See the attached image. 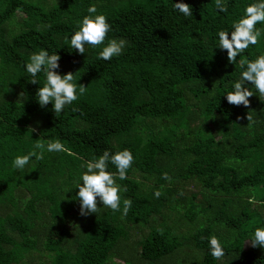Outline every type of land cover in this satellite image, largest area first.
<instances>
[{
  "label": "trees",
  "instance_id": "obj_1",
  "mask_svg": "<svg viewBox=\"0 0 264 264\" xmlns=\"http://www.w3.org/2000/svg\"><path fill=\"white\" fill-rule=\"evenodd\" d=\"M249 2L0 0V264H264V248L244 249L264 225V97L254 92L245 107L223 96L240 62L264 53V34L234 64L214 48L217 31ZM89 6L111 25L105 42H127L110 61L66 40ZM40 49L57 52L59 73L86 87L59 114L39 106V85L25 71ZM54 140L65 151L12 168L16 155ZM125 148L134 162L116 180L121 207L132 201L127 215L98 203L81 216L77 190L63 195L81 164ZM212 235L225 251L219 260L209 253Z\"/></svg>",
  "mask_w": 264,
  "mask_h": 264
},
{
  "label": "clouds",
  "instance_id": "obj_2",
  "mask_svg": "<svg viewBox=\"0 0 264 264\" xmlns=\"http://www.w3.org/2000/svg\"><path fill=\"white\" fill-rule=\"evenodd\" d=\"M173 8L184 17H192V8L189 4L176 2L173 3ZM217 9L218 12L226 11L219 3ZM257 25H264V0H251L245 4L242 14L232 22L230 29L217 31L214 48L226 52L228 63H236L238 57L250 46L257 45L259 38L264 34V28H258ZM110 30L111 25L107 22L106 16L98 14L95 6H89L87 14L81 16L75 30L66 37V40L71 49L78 54H85L86 46H89L98 49L97 59L110 61L122 54L127 43L122 38L109 39L105 42ZM59 60L57 52L50 53L47 49H40L30 54L24 66L25 71L32 77L30 82L39 85L35 93L37 103L42 108L51 104L55 114L61 113L65 106L77 101L86 90V87L74 81L72 73L63 75L59 73ZM240 69L238 77L230 82V90L223 96L229 104L247 107L248 98L253 96L254 92L264 97V53L241 61ZM38 74L43 75L42 85L36 79ZM247 120L251 121L252 117L247 115ZM34 148V151L16 155L11 162L12 168L23 170L33 158L42 160L46 152L65 151L64 145L59 140L36 143ZM133 162V154L126 148L115 152L104 150L99 156H94L81 164V171L74 186L66 190L63 195L65 196L70 190H77L73 200L79 202L81 216L96 214L100 208L97 206L98 203L113 212L127 215L132 201L124 198L121 207V187L117 184L116 177L118 174L119 180L126 179ZM109 165L114 166L115 173L108 170ZM163 178L169 179L167 174H164ZM160 194L159 191L154 192L157 198ZM246 241H249L253 248H264V225L255 227ZM207 244L209 253L214 259L219 260L225 255L222 242L216 235L208 237Z\"/></svg>",
  "mask_w": 264,
  "mask_h": 264
},
{
  "label": "rangeland",
  "instance_id": "obj_3",
  "mask_svg": "<svg viewBox=\"0 0 264 264\" xmlns=\"http://www.w3.org/2000/svg\"><path fill=\"white\" fill-rule=\"evenodd\" d=\"M145 231V230H144ZM139 231L138 230H135L134 231V236H135V238H137V237H139ZM252 246H251V244H250V242L249 241H247L246 243H245V245H244V249L245 250H249L250 248H251Z\"/></svg>",
  "mask_w": 264,
  "mask_h": 264
}]
</instances>
